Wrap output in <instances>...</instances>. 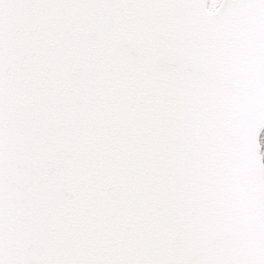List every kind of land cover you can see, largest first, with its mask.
Segmentation results:
<instances>
[{"label":"snow or ice","instance_id":"obj_1","mask_svg":"<svg viewBox=\"0 0 264 264\" xmlns=\"http://www.w3.org/2000/svg\"><path fill=\"white\" fill-rule=\"evenodd\" d=\"M0 264H264V0H0Z\"/></svg>","mask_w":264,"mask_h":264}]
</instances>
